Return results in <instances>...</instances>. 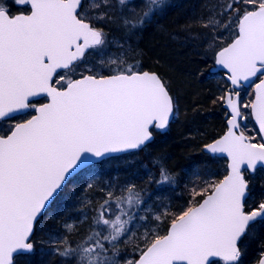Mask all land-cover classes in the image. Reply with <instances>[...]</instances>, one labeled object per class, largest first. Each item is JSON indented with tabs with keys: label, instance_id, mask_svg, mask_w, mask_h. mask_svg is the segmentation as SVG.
Returning a JSON list of instances; mask_svg holds the SVG:
<instances>
[{
	"label": "snow or ice",
	"instance_id": "snow-or-ice-1",
	"mask_svg": "<svg viewBox=\"0 0 264 264\" xmlns=\"http://www.w3.org/2000/svg\"><path fill=\"white\" fill-rule=\"evenodd\" d=\"M165 3L0 0V264H26L45 243L58 264H264V180L252 188L264 170V0H201L182 26L200 63L221 75L209 98L224 130L202 151L226 161L223 174H198L183 205L162 208L131 181L93 175L85 188L99 192L78 197L67 232L38 239L77 177L145 150L176 120L172 85L132 43ZM149 179L176 184L163 165Z\"/></svg>",
	"mask_w": 264,
	"mask_h": 264
},
{
	"label": "trees",
	"instance_id": "trees-1",
	"mask_svg": "<svg viewBox=\"0 0 264 264\" xmlns=\"http://www.w3.org/2000/svg\"><path fill=\"white\" fill-rule=\"evenodd\" d=\"M200 2L166 0L151 22L132 38L140 61L172 85L180 108L176 120L166 131L158 133L145 150L96 164L90 168V176L85 171L69 184L40 221L37 227L39 240L48 241L57 234L67 232L63 228V220L67 213L72 217L68 223H73L79 215L72 207L77 204L78 197L97 196L98 186L85 188V182L93 175L98 183L103 184L123 185L131 181L145 189L153 204L162 208L183 205L188 198L187 187H191L192 182H199L198 174H201L200 178L223 174L226 161L217 157L210 162L208 154L202 151L204 143L224 130L223 109L209 98L217 93L221 75L219 71L209 72L210 63L208 66L200 63L202 57L196 54V49L188 46L182 32V26L196 13ZM197 69L204 75L195 74ZM161 165L176 178L175 185H157L149 179L158 177ZM252 180L253 191L259 194L264 172L258 171ZM48 251L47 243L38 244L36 252L26 257V264H47L48 261L58 264V257L45 255Z\"/></svg>",
	"mask_w": 264,
	"mask_h": 264
},
{
	"label": "water",
	"instance_id": "water-1",
	"mask_svg": "<svg viewBox=\"0 0 264 264\" xmlns=\"http://www.w3.org/2000/svg\"><path fill=\"white\" fill-rule=\"evenodd\" d=\"M213 72H218L219 71V69H213L212 70ZM129 154V153H128ZM123 155H126V154H123ZM120 156H122V155H120ZM118 157V156H117ZM219 158V157H218ZM101 163V162H100ZM99 164V163H98ZM94 165H96V164H94ZM93 166V165H92ZM86 168H89V166H85ZM91 167V166H90ZM61 194V193H60ZM51 208V207H50ZM49 208V209H50Z\"/></svg>",
	"mask_w": 264,
	"mask_h": 264
},
{
	"label": "rangeland",
	"instance_id": "rangeland-1",
	"mask_svg": "<svg viewBox=\"0 0 264 264\" xmlns=\"http://www.w3.org/2000/svg\"><path fill=\"white\" fill-rule=\"evenodd\" d=\"M91 173H92V170H90V171H87V173H86V174H87L88 176H90V175H91ZM262 178H263V177H262Z\"/></svg>",
	"mask_w": 264,
	"mask_h": 264
}]
</instances>
